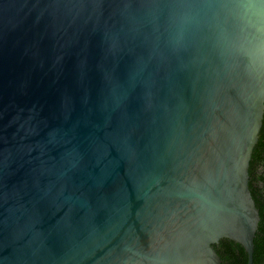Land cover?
I'll list each match as a JSON object with an SVG mask.
<instances>
[{
  "label": "water",
  "instance_id": "obj_1",
  "mask_svg": "<svg viewBox=\"0 0 264 264\" xmlns=\"http://www.w3.org/2000/svg\"><path fill=\"white\" fill-rule=\"evenodd\" d=\"M263 115L264 0H0V264H253Z\"/></svg>",
  "mask_w": 264,
  "mask_h": 264
},
{
  "label": "flooded vegetation",
  "instance_id": "obj_2",
  "mask_svg": "<svg viewBox=\"0 0 264 264\" xmlns=\"http://www.w3.org/2000/svg\"><path fill=\"white\" fill-rule=\"evenodd\" d=\"M261 160H251L249 165V187L255 204L259 210L260 220L264 219V169L261 165ZM262 227L264 228V221H262ZM216 252L218 253L221 262L220 264H237L239 258L242 257L239 244L234 243L227 239L220 240L214 245ZM259 255L258 262L264 264V257ZM255 261H253V264Z\"/></svg>",
  "mask_w": 264,
  "mask_h": 264
},
{
  "label": "trees",
  "instance_id": "obj_3",
  "mask_svg": "<svg viewBox=\"0 0 264 264\" xmlns=\"http://www.w3.org/2000/svg\"><path fill=\"white\" fill-rule=\"evenodd\" d=\"M263 156H264V115H263L262 127H261V131L259 134L258 142L253 149L251 160L252 159L261 160ZM262 221H264L263 218H262ZM262 221L258 223V231L254 238L253 261H255L254 263L256 264L261 263L257 261L259 255L262 256L263 254V257H264V228L261 225ZM240 249H241L242 257L238 259L237 264H246V261H247L246 252L243 250V248H240Z\"/></svg>",
  "mask_w": 264,
  "mask_h": 264
}]
</instances>
